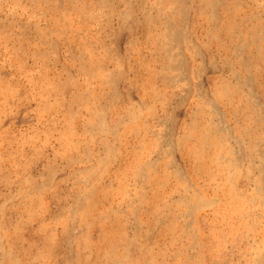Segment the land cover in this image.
<instances>
[{
  "label": "rangeland",
  "instance_id": "374dc122",
  "mask_svg": "<svg viewBox=\"0 0 264 264\" xmlns=\"http://www.w3.org/2000/svg\"><path fill=\"white\" fill-rule=\"evenodd\" d=\"M107 2L0 0V264H264V0Z\"/></svg>",
  "mask_w": 264,
  "mask_h": 264
},
{
  "label": "bare ground",
  "instance_id": "6f19581e",
  "mask_svg": "<svg viewBox=\"0 0 264 264\" xmlns=\"http://www.w3.org/2000/svg\"><path fill=\"white\" fill-rule=\"evenodd\" d=\"M100 1H103V3L105 5H109L107 0H100ZM229 11L231 12L232 10L230 9ZM246 23H247L248 26H246L245 28H249L250 26L251 27L252 26L253 27L256 26L253 22H251V20L247 21ZM257 26H258V24H257ZM260 27H261L260 28V33L258 32V35H257L258 37H257V39H255L257 42L254 43L255 45H258V46H259V43H261V41H262V43H264V23H262V25ZM161 47H163V44L161 45ZM166 48L167 47L165 46L164 49H166ZM170 56H171V53L168 51L166 53V57L168 59H170L169 58ZM214 90H215L216 94L223 100L224 99L225 100L226 99L229 100V98H228L229 97L228 96L229 93H231V94L235 93L236 96L240 98V100L242 101L243 105H245L244 107H246V109H247V104L245 102H243V101H245V98H246V92L245 91L235 90V92H234V88L232 87V85L229 84L227 81H224V80H219L215 84ZM253 114H252V112H250V114H249V112H247L246 115L244 116L245 118L244 117H243V119L241 118L242 119L241 121L238 120L239 122L237 123V128H238L240 133H244L247 136V138L249 139V141L251 143L262 142V141H264V131L258 130V127L254 124V122L256 120H255V115H253ZM201 137H202V139H200L199 143L197 145L193 146L194 149H198L200 147H203L206 144L213 145L214 147L218 146V145H221V144H219L220 142L216 141V134L213 132L212 128L209 129V130L204 131L202 133ZM204 143H206V144H204ZM199 155H200V153H199Z\"/></svg>",
  "mask_w": 264,
  "mask_h": 264
}]
</instances>
